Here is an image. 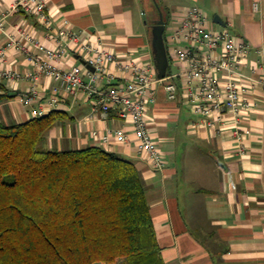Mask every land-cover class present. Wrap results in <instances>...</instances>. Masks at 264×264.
<instances>
[{
  "label": "crops",
  "instance_id": "1",
  "mask_svg": "<svg viewBox=\"0 0 264 264\" xmlns=\"http://www.w3.org/2000/svg\"><path fill=\"white\" fill-rule=\"evenodd\" d=\"M145 2L46 0L51 21L47 28L23 9H15L14 0H2L0 49L7 32L14 33L21 45L30 46L28 35L55 49L54 39L68 30V24L79 40L66 44L71 58L62 68L69 70L84 62L75 51L79 44L109 51L117 58L106 67L113 77L112 85H117L131 78L129 63L154 65ZM158 2L169 12V22L180 19L190 7L200 8L207 19L212 15L213 30L226 27L249 43V67L264 63V0ZM157 10L162 13L160 8ZM215 16L224 26L214 23ZM168 24L164 29L168 73L178 90L174 99H168L162 83H158L155 101L149 104L146 115L166 162L163 169L154 171L133 139L120 143L110 138L103 143L100 137L107 132L121 130L131 136L132 124L121 118L117 109H109L106 114L93 111L95 97L67 94L53 78L29 63L24 51H10L0 65V123L27 122L32 119V110L42 112V116L62 112L63 120L46 135L45 148L60 151L97 146L134 162L145 184L165 264H264V92L253 96L255 106L238 125L230 114L222 115L219 121L195 114L183 94L180 67L168 51ZM249 67L242 70L245 76L250 74ZM7 69L18 73L19 79L3 76ZM83 80L88 82L89 76H83ZM32 86L37 88L38 96L26 106L23 100ZM109 87L105 78L98 83L99 92ZM242 145L245 154H240Z\"/></svg>",
  "mask_w": 264,
  "mask_h": 264
},
{
  "label": "trees",
  "instance_id": "2",
  "mask_svg": "<svg viewBox=\"0 0 264 264\" xmlns=\"http://www.w3.org/2000/svg\"><path fill=\"white\" fill-rule=\"evenodd\" d=\"M63 118L0 123V264H165L134 162L38 147Z\"/></svg>",
  "mask_w": 264,
  "mask_h": 264
},
{
  "label": "built area",
  "instance_id": "3",
  "mask_svg": "<svg viewBox=\"0 0 264 264\" xmlns=\"http://www.w3.org/2000/svg\"><path fill=\"white\" fill-rule=\"evenodd\" d=\"M46 5V0H14L15 9H23L50 28ZM2 25L0 17V29ZM65 27L68 30L61 31L54 39L55 49L45 47L28 35L26 38L30 46L21 45L14 33H5V45L0 49V65L6 61L10 51H24L26 60L34 64L40 73L53 78L67 94L75 96L82 93L90 98L95 97L93 111L101 110L106 114L109 109H117L119 116L132 124V134L128 136L121 130L107 132L101 135V141L106 143L113 138L126 143L133 139L138 152L152 169H163L166 162L151 134L146 115L149 104L155 101V87L158 83H162L168 99L176 97L178 89L171 81L173 77L167 74L165 79L158 80L154 65L131 62L127 65L132 70L131 78L112 85L113 77L108 73L106 64H114L117 57L109 51L90 49L81 44L75 51L77 56L83 57L84 62L64 70L62 64L71 58V54L66 51V44L79 40V36L71 32L68 24ZM167 29L168 51L180 67L183 94L192 111L217 121L222 115L230 114L235 125L243 123L255 106L253 96L258 91L264 92V63L262 61L249 67V43L232 35L226 27L213 30L206 14L198 7L188 8L180 19L170 21ZM246 67L250 68L249 76L242 72ZM3 76L8 80L19 79V74L12 69L5 70ZM83 76H89V81L84 82ZM102 78L110 87L99 92L98 83ZM37 96V88L32 86L23 104L29 105ZM31 115L40 117L42 112L32 110ZM239 151L245 154L243 145Z\"/></svg>",
  "mask_w": 264,
  "mask_h": 264
},
{
  "label": "water",
  "instance_id": "4",
  "mask_svg": "<svg viewBox=\"0 0 264 264\" xmlns=\"http://www.w3.org/2000/svg\"><path fill=\"white\" fill-rule=\"evenodd\" d=\"M214 23L224 26L222 20L218 17H214ZM164 29L165 22L162 17V13L159 11V20L151 27V47L154 56V67L156 70V77L158 80L166 78L169 68V59L164 43Z\"/></svg>",
  "mask_w": 264,
  "mask_h": 264
},
{
  "label": "rangeland",
  "instance_id": "5",
  "mask_svg": "<svg viewBox=\"0 0 264 264\" xmlns=\"http://www.w3.org/2000/svg\"><path fill=\"white\" fill-rule=\"evenodd\" d=\"M154 3L159 4L158 0H154V2L152 0H146V2H145V5H146V21H148L150 27L153 26L154 24H156L157 21L159 20V11L155 7ZM173 3H175V2L173 1ZM190 6H192V5H190ZM163 15H164V13H163ZM211 19H212V15H209L208 21L211 22ZM38 147L42 148V149L45 148V147H43L42 143ZM45 149L52 150L55 148H48L47 147ZM191 153H192L191 150H189L188 155H190Z\"/></svg>",
  "mask_w": 264,
  "mask_h": 264
}]
</instances>
